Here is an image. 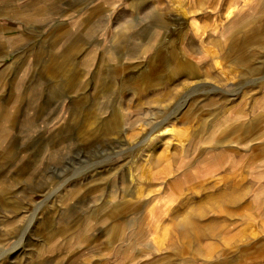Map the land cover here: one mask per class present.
Masks as SVG:
<instances>
[{
  "label": "rangeland",
  "instance_id": "374dc122",
  "mask_svg": "<svg viewBox=\"0 0 264 264\" xmlns=\"http://www.w3.org/2000/svg\"><path fill=\"white\" fill-rule=\"evenodd\" d=\"M0 264H264V0H0Z\"/></svg>",
  "mask_w": 264,
  "mask_h": 264
},
{
  "label": "bare ground",
  "instance_id": "6f19581e",
  "mask_svg": "<svg viewBox=\"0 0 264 264\" xmlns=\"http://www.w3.org/2000/svg\"><path fill=\"white\" fill-rule=\"evenodd\" d=\"M167 130H168V129L166 128L164 131H166V132H167ZM162 131H163V129H162ZM169 131H170V130H169ZM164 133H165V132H164Z\"/></svg>",
  "mask_w": 264,
  "mask_h": 264
}]
</instances>
